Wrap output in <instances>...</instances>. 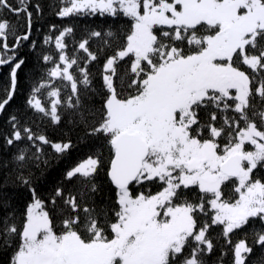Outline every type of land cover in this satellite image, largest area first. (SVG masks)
<instances>
[{"label": "snow or ice", "instance_id": "snow-or-ice-1", "mask_svg": "<svg viewBox=\"0 0 264 264\" xmlns=\"http://www.w3.org/2000/svg\"><path fill=\"white\" fill-rule=\"evenodd\" d=\"M0 264H264V0H0Z\"/></svg>", "mask_w": 264, "mask_h": 264}]
</instances>
